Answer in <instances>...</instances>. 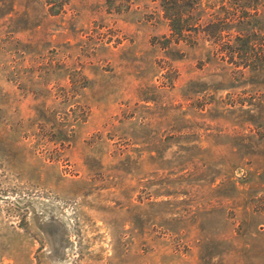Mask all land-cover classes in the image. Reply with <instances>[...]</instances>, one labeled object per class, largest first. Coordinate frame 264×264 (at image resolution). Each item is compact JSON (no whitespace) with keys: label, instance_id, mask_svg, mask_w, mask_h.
<instances>
[{"label":"rangeland","instance_id":"obj_1","mask_svg":"<svg viewBox=\"0 0 264 264\" xmlns=\"http://www.w3.org/2000/svg\"><path fill=\"white\" fill-rule=\"evenodd\" d=\"M0 264H264V0H0Z\"/></svg>","mask_w":264,"mask_h":264},{"label":"trees","instance_id":"obj_2","mask_svg":"<svg viewBox=\"0 0 264 264\" xmlns=\"http://www.w3.org/2000/svg\"><path fill=\"white\" fill-rule=\"evenodd\" d=\"M46 1L51 2V0H46ZM178 2H179V0H161V5H162L163 8L167 11L168 9H171V10H172L173 7L175 6V4L177 5ZM174 16H175L174 13H172V14H170V15L167 16V17L172 21V23H171L172 27L175 28V24H176V22L173 21V19H175ZM176 27L179 28V29L182 28V26H181V27H178L177 25H176Z\"/></svg>","mask_w":264,"mask_h":264}]
</instances>
